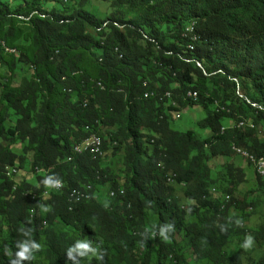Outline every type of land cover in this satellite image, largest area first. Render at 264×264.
<instances>
[{"label": "trees", "instance_id": "trees-1", "mask_svg": "<svg viewBox=\"0 0 264 264\" xmlns=\"http://www.w3.org/2000/svg\"><path fill=\"white\" fill-rule=\"evenodd\" d=\"M49 1L58 6L47 9ZM99 2L108 6L96 9ZM0 40L16 49L0 55L7 70L0 74V264H11L28 229L46 246L45 264H181L184 241L197 260L241 264L240 250L228 249L249 234L254 201L239 194L246 173L232 161V145L264 155V0H0ZM167 90L177 107L145 96ZM190 90L196 99L186 98ZM195 104L207 110L198 127L209 136L172 125L174 112ZM87 126L102 138L104 154L125 145L120 178L101 165L104 154L74 153ZM25 163L43 174L38 184L17 185L3 173ZM162 163L175 182H167ZM48 176L63 189L46 187ZM255 177L264 191V176ZM110 179L125 194L97 198ZM86 183L94 197L72 203L69 190ZM226 193L231 203L221 210ZM164 223L175 229L167 242L145 231ZM252 237L264 246V226ZM79 240L103 259H70ZM36 254L22 264H40Z\"/></svg>", "mask_w": 264, "mask_h": 264}, {"label": "rangeland", "instance_id": "rangeland-1", "mask_svg": "<svg viewBox=\"0 0 264 264\" xmlns=\"http://www.w3.org/2000/svg\"><path fill=\"white\" fill-rule=\"evenodd\" d=\"M58 6L57 2L49 1L45 4V7L47 9H51L53 7ZM108 2H99L94 5V7L97 9L99 7H107ZM97 15L101 18L104 17V11H97ZM7 70L5 68L0 69V74L6 73ZM21 77V73H17V78ZM179 114V115H178ZM207 114V110L200 104L195 105H188L182 109L179 110V113L174 112L171 116L172 119V125L174 128L185 131L188 129L196 130V132L203 137L209 136L210 131L208 129H202L198 127V121L205 117ZM229 120V119H228ZM230 121V120H229ZM231 122V121H230ZM232 123V122H231ZM246 124V123H245ZM232 124H225V126H231ZM23 143H15L12 144L11 148L17 152V153H23ZM116 152V151H115ZM125 145L121 144L120 150H118L116 153H112L111 151H108L101 157V165L103 167H107L109 169V173L113 176V178H120V174L123 171L124 168V158H125ZM32 155L30 154L29 157ZM232 161L235 162V165L239 168H241L246 173V179L242 182L239 188V194L241 196L247 197L249 201H254L253 207L248 208L250 214L245 220V226L249 230V234L251 235L257 232L261 229L262 226H264V191L260 190L258 188V185L256 183V177H255V169L252 164L249 163V161L240 155L235 154L232 158ZM223 169L226 166H222ZM19 171L17 174H11L10 177L14 179L16 184L18 185L19 182H29L33 184H38V176L43 175L41 173H37L34 171L31 167L30 163H25L23 166L18 164ZM15 169V166L7 165L8 172L13 171ZM219 171V170H218ZM216 170L214 169L213 174L215 175ZM120 181V180H119ZM103 186H98L96 190L95 196L98 198L103 197L105 198L109 191L111 190V187L113 185V179H110L109 181L102 184ZM217 186V185H213ZM15 189V188H14ZM176 192L177 196L181 200V204H186L187 200L183 196V185H176ZM155 215L149 216V222L150 224L155 223L156 221ZM244 236L239 238V240H236L228 249L229 254L235 253L237 250H240L241 253V264H260V259L263 256L264 252V246L259 245V241L261 240H255V243L253 247L249 249L243 248L241 245L244 241ZM41 248L39 251H37V259L40 261V264H45L44 260V249L45 244L44 242L40 243ZM182 248H183V254L185 258V262L181 264H214L212 259H203V260H197L193 254L192 251L189 249V246L187 245V242H181ZM93 255H88L85 258V261H90Z\"/></svg>", "mask_w": 264, "mask_h": 264}, {"label": "built area", "instance_id": "built-area-1", "mask_svg": "<svg viewBox=\"0 0 264 264\" xmlns=\"http://www.w3.org/2000/svg\"><path fill=\"white\" fill-rule=\"evenodd\" d=\"M192 40L194 41L193 37ZM189 45H193V42H190ZM16 52V49L8 46L6 44V42L4 41V45L2 47H0V55L4 54V53H14ZM71 91V90H70ZM163 96H166L167 98H169V100L172 101V106L177 107L178 106V101L175 98V94H172V90H167L165 92H163ZM186 98H192V99H196V95H192V94H188V91L186 93ZM179 113V112H176ZM179 115V114H178ZM237 127H242V120L238 121L236 124ZM87 131L90 132V134L84 138L82 141L78 142L75 146H74V153L77 151V149L79 148H89L90 145H99L102 147V151H104L103 148V140L100 137V135H98L96 132H94L92 130V128L90 126L86 127ZM226 129V126L222 127V131H224ZM232 150L237 153L240 156L245 157L246 159H249L251 161V163L254 166L255 171L260 175V176H264V155L262 156H256L252 153H250L249 151H247L246 149L239 147L238 145L234 144L232 145ZM164 164V163H162ZM19 171V168L17 165H15V171H10V172H3L5 174L6 177H8L10 179V175L11 174H17ZM164 171H166L165 173V177L167 182L169 183H173L176 180L177 176H174V174H172L171 170H168L167 167L164 164ZM36 172L39 173V168H36ZM101 176H98V178H100ZM61 181V180H59ZM55 191H60L63 188H60V185L58 187H54ZM213 191H216V188H212ZM70 191V196H77L78 198H83V197H90L93 198L94 194H95V189H94V185L92 183H86L81 187H74L72 189L69 190ZM26 194H31L32 197L34 198H44L47 197L48 195H42V191L41 192H33L31 190H27ZM110 198H115L117 195H124L125 194V190L123 188H119L118 190L115 189H111L108 193ZM231 199L232 196L229 193H226L223 197L222 200V204H221V210H225L228 206L229 203H231ZM31 214L33 215V210H31Z\"/></svg>", "mask_w": 264, "mask_h": 264}, {"label": "clouds", "instance_id": "clouds-1", "mask_svg": "<svg viewBox=\"0 0 264 264\" xmlns=\"http://www.w3.org/2000/svg\"><path fill=\"white\" fill-rule=\"evenodd\" d=\"M42 182L46 187H58L60 185V181L52 179V176L45 177ZM41 210L43 212H48L51 209L49 206L41 205ZM236 223L239 225L241 221L237 220ZM23 230V228L20 229V231ZM174 230L173 223H164L159 226L153 225L151 229H146L145 231L151 232V238L154 239L158 235L163 241L167 242L170 239L169 234ZM226 230V228H221L222 232H226ZM25 235H29L30 238L23 243H17L18 251H16L15 256L11 259V264H22L24 260L33 259V253L39 251L41 248L38 242L31 239V229H28ZM254 243V237L246 235L241 246L245 249H249L253 247ZM6 254L12 256L10 251H7ZM89 254L95 255L99 260L103 259V254H98L97 250L91 246L90 241H76V243L68 249V257L74 261H76V257H85ZM76 264H78V261H76Z\"/></svg>", "mask_w": 264, "mask_h": 264}, {"label": "bare ground", "instance_id": "bare-ground-1", "mask_svg": "<svg viewBox=\"0 0 264 264\" xmlns=\"http://www.w3.org/2000/svg\"><path fill=\"white\" fill-rule=\"evenodd\" d=\"M192 30H193V27H190L189 31H192ZM0 45H1V47L4 45V41L3 40H0ZM172 94H174V93L172 92ZM188 94L196 95L193 90L188 91ZM145 96L146 97L153 96V97L158 98L161 101L162 100H168L169 103H172V101L169 100V98H167L166 96H163V93H159L157 91L156 92L148 91V92H146ZM242 124L244 125V122H242ZM90 149H91V151H93L96 154H99V155H103L104 154L103 151H102V147L99 146V145H90L88 149L87 148H79V149H77V152L84 153V152H86V151H88ZM161 166L164 168L163 164H161ZM14 171H15V169H14ZM63 187H64V183L62 181H60V188H63ZM87 199H90V197L78 198L77 196H70V200L72 201V203H73V201L75 202V201H81V200H87ZM71 207H73V205Z\"/></svg>", "mask_w": 264, "mask_h": 264}, {"label": "crops", "instance_id": "crops-1", "mask_svg": "<svg viewBox=\"0 0 264 264\" xmlns=\"http://www.w3.org/2000/svg\"><path fill=\"white\" fill-rule=\"evenodd\" d=\"M225 124L229 125V124H232V123L229 120H226Z\"/></svg>", "mask_w": 264, "mask_h": 264}]
</instances>
